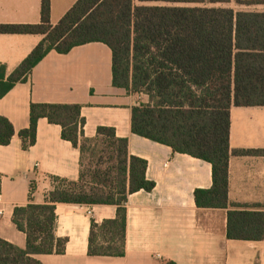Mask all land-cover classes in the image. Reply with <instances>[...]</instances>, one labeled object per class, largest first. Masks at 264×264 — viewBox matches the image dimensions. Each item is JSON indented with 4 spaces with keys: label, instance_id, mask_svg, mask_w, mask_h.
I'll list each match as a JSON object with an SVG mask.
<instances>
[{
    "label": "trees",
    "instance_id": "16d2710c",
    "mask_svg": "<svg viewBox=\"0 0 264 264\" xmlns=\"http://www.w3.org/2000/svg\"><path fill=\"white\" fill-rule=\"evenodd\" d=\"M264 4V0H78L56 24L51 0H42L41 22L0 24V33L42 34L43 40L9 75L0 67V97L55 49L67 53L89 42L113 52V84L145 93L150 101L133 107V132L170 145L212 164L213 185L196 189L199 208L228 209L231 239L264 240V211L229 200L231 107L264 106V12L225 4ZM30 127L20 131L23 147L37 139L40 118L62 126V137L79 148L80 177H54L57 185L44 203L33 199L14 209L13 221L27 236L26 248L0 238V264H44L35 254H62L67 237L56 235V204H107L116 217L91 218L88 251L124 256L127 200L151 191L148 161L129 154V142L114 127L99 126L85 136L80 104L31 103ZM13 124L0 115V144L8 145ZM241 155L264 150L238 149ZM166 264H178L167 261Z\"/></svg>",
    "mask_w": 264,
    "mask_h": 264
},
{
    "label": "crops",
    "instance_id": "0c3cea01",
    "mask_svg": "<svg viewBox=\"0 0 264 264\" xmlns=\"http://www.w3.org/2000/svg\"><path fill=\"white\" fill-rule=\"evenodd\" d=\"M78 0H51V23L56 25ZM42 0H0V24L41 22ZM42 34L0 33V67L11 74L43 40ZM145 93L113 84V52L104 42H89L67 53L53 49L0 97V115L15 134L0 144V193L4 215L0 238L26 248L27 236L13 221L14 209L31 199L44 203L57 182L78 181L79 148L62 137V126L40 118L35 144L24 148L20 131L30 127L31 103L80 104L86 137L99 126L114 127L129 142V154L148 161L151 191L128 196L124 256H95L88 251L91 218L116 217L107 204H56L58 237H67L62 254H35L44 264H264V240L231 239L228 209L199 208L196 189L213 185L212 164L170 145L133 132V107L149 102ZM229 200L264 211V154L241 155L238 149L264 150V106L231 107Z\"/></svg>",
    "mask_w": 264,
    "mask_h": 264
},
{
    "label": "rangeland",
    "instance_id": "374dc122",
    "mask_svg": "<svg viewBox=\"0 0 264 264\" xmlns=\"http://www.w3.org/2000/svg\"><path fill=\"white\" fill-rule=\"evenodd\" d=\"M224 6L232 7L236 10H247V11H261L264 12V4L256 5H238L235 2L225 4Z\"/></svg>",
    "mask_w": 264,
    "mask_h": 264
},
{
    "label": "built area",
    "instance_id": "2783aa9c",
    "mask_svg": "<svg viewBox=\"0 0 264 264\" xmlns=\"http://www.w3.org/2000/svg\"><path fill=\"white\" fill-rule=\"evenodd\" d=\"M5 213V209L2 205V197H1V193H0V216L4 215Z\"/></svg>",
    "mask_w": 264,
    "mask_h": 264
}]
</instances>
